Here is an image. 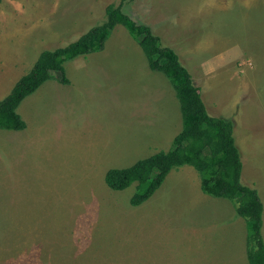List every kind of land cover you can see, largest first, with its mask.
<instances>
[{"label": "rangeland", "instance_id": "374dc122", "mask_svg": "<svg viewBox=\"0 0 264 264\" xmlns=\"http://www.w3.org/2000/svg\"><path fill=\"white\" fill-rule=\"evenodd\" d=\"M121 3L178 53L208 111L234 120L264 240V0H0V102L44 50ZM65 69L67 84L56 74L18 107L27 128H0V264H249L246 219L203 192L194 166L173 168L139 206L136 184L106 183L109 170L170 151L183 127L171 81L127 27Z\"/></svg>", "mask_w": 264, "mask_h": 264}, {"label": "trees", "instance_id": "16d2710c", "mask_svg": "<svg viewBox=\"0 0 264 264\" xmlns=\"http://www.w3.org/2000/svg\"><path fill=\"white\" fill-rule=\"evenodd\" d=\"M122 4L109 5L107 20L92 27L76 41L44 50L39 55L29 73L21 77L0 102V128H27L18 112L23 100L56 74L67 84V61L104 49L114 28L118 24L126 26L144 50L151 69L164 73L171 81L181 103L183 127L170 151H160L128 168L111 169L106 174V183L114 190H124L136 184L131 204L139 206L153 196L173 168L194 166L201 175L203 192L231 200L236 205L237 214L246 219L249 264H264L263 204L257 189L242 182L243 161L234 137V120L208 111L200 88L178 53L163 46L161 38L149 26L137 24L123 11Z\"/></svg>", "mask_w": 264, "mask_h": 264}, {"label": "crops", "instance_id": "0c3cea01", "mask_svg": "<svg viewBox=\"0 0 264 264\" xmlns=\"http://www.w3.org/2000/svg\"><path fill=\"white\" fill-rule=\"evenodd\" d=\"M35 63H36V62H35ZM35 63H34V64H35ZM33 66H34V65H33ZM207 195H208V194H207ZM209 196H211V195H209ZM246 223H247V222H246ZM99 238H100V237H99ZM98 246H101V245H98ZM96 248H98V247H96ZM168 250H170V249L168 248Z\"/></svg>", "mask_w": 264, "mask_h": 264}]
</instances>
